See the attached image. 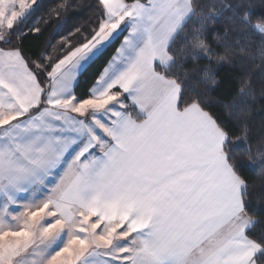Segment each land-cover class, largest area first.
<instances>
[{"label": "snow or ice", "instance_id": "1", "mask_svg": "<svg viewBox=\"0 0 264 264\" xmlns=\"http://www.w3.org/2000/svg\"><path fill=\"white\" fill-rule=\"evenodd\" d=\"M37 6L0 0V264H264V232L254 234L260 221L235 160L250 132L240 105L251 76L224 120L182 74L194 58L241 68L259 59L264 71V13L227 5L229 31L256 40L221 46L227 36L217 37L213 48L205 9L215 4L96 0L90 31L70 29L32 59L13 44ZM109 49L78 96L80 76ZM257 151L264 164V140Z\"/></svg>", "mask_w": 264, "mask_h": 264}, {"label": "trees", "instance_id": "2", "mask_svg": "<svg viewBox=\"0 0 264 264\" xmlns=\"http://www.w3.org/2000/svg\"><path fill=\"white\" fill-rule=\"evenodd\" d=\"M65 0H37L36 11L32 14L27 25L24 26L25 36L21 41H16L13 47H21L26 56L35 59L45 50L51 51L52 47L59 48L61 39L67 36L70 29L81 27L90 31V26L96 23L97 13L95 11L96 0H66L71 6L63 11L59 19L55 15L57 7ZM238 0H201L202 4L216 5L213 10L206 8L208 15L206 21L205 35L213 48L216 47L217 37L227 36V40H220L221 46L225 43L233 45H250L255 40L254 34L247 30L229 31L233 28L235 9L227 7L229 4H236ZM245 5L254 17L258 18L264 13V0H243ZM38 26L41 29L39 34L28 32L30 26ZM79 35V34H77ZM73 42L76 37L69 36ZM118 46L114 45L113 49ZM113 49L104 60L94 64L86 74L79 78L76 87L77 95H87L88 89L92 86L95 76L103 63L111 55ZM260 61L249 60L243 68L239 65L220 64L215 58L211 61L206 58L192 59L187 69L183 71L184 82L189 93H197L205 103V106L213 113L227 120L229 106L238 105L241 96L238 93V85L241 77L248 73L251 76V92L243 97L244 104L240 107L247 109V124L250 129L248 140L239 144L235 152V160L241 166V174L248 180L252 198L249 201L250 211L260 221L255 235L264 232V164L261 163L258 148L264 140V71L260 69ZM229 129L233 136H239V129L234 122L229 123ZM250 148L252 156L250 159L245 149Z\"/></svg>", "mask_w": 264, "mask_h": 264}]
</instances>
